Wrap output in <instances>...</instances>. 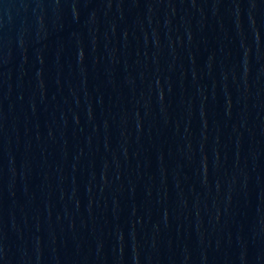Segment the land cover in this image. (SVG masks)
Segmentation results:
<instances>
[{
	"label": "water",
	"instance_id": "obj_1",
	"mask_svg": "<svg viewBox=\"0 0 264 264\" xmlns=\"http://www.w3.org/2000/svg\"><path fill=\"white\" fill-rule=\"evenodd\" d=\"M0 264H264V0H0Z\"/></svg>",
	"mask_w": 264,
	"mask_h": 264
}]
</instances>
